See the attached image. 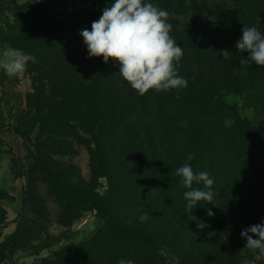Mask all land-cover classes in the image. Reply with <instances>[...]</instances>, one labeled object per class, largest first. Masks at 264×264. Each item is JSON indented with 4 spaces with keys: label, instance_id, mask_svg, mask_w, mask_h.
I'll list each match as a JSON object with an SVG mask.
<instances>
[{
    "label": "trees",
    "instance_id": "1",
    "mask_svg": "<svg viewBox=\"0 0 264 264\" xmlns=\"http://www.w3.org/2000/svg\"><path fill=\"white\" fill-rule=\"evenodd\" d=\"M255 1L252 9L264 6V0L249 4ZM82 2L88 16L111 7L115 0ZM15 4L43 12L48 28L80 21L50 15V4L16 0ZM247 56L228 58L219 62V68L199 64L196 70L202 82L188 78L183 89H150L143 96L131 89L122 104L109 103L75 116L100 127L91 149V167L98 178L108 181L104 193L63 187L62 211L74 220L93 209L105 224L82 246L40 264H117L120 259L168 264L166 249L184 264L204 259L234 264V256L247 243L242 230L264 222V81L257 83L264 79V66L249 62L241 67ZM232 93L247 94L256 120L242 118L225 100ZM16 132L24 141L31 139L30 132ZM182 165H190L194 172L207 171L215 181L212 203L199 202L191 213L207 225L203 229L185 212L183 193L188 189L176 176ZM208 209L214 216L207 215ZM226 250L233 259L219 260Z\"/></svg>",
    "mask_w": 264,
    "mask_h": 264
},
{
    "label": "rangeland",
    "instance_id": "2",
    "mask_svg": "<svg viewBox=\"0 0 264 264\" xmlns=\"http://www.w3.org/2000/svg\"><path fill=\"white\" fill-rule=\"evenodd\" d=\"M25 2L36 6L40 1ZM144 2L169 13V35L183 49L178 75L193 82L201 81L199 64L219 68V62L226 61L221 50L230 52V59L249 55L236 49L244 25L264 33V6L252 9L257 1L252 5L249 0ZM102 12L87 16L82 0H55L50 15L80 21L48 28L43 12L21 7L15 0H0V60L5 59V51L20 49L38 61L29 62L23 73L11 78L0 67V264L54 259L82 246L105 224L93 209L74 220L62 211L63 187L104 193L108 181L98 178L91 167V149L100 127L75 116L109 103L122 104L132 89L119 74V62L88 57L80 33L90 31ZM225 100L242 118L257 119L247 94H227ZM16 129L30 132L31 139L21 138V143ZM231 254L226 250L218 259H233ZM255 255L243 248L234 256V264H264V258L256 260ZM165 256L168 264H184L172 250L166 249ZM214 262L204 259L199 264Z\"/></svg>",
    "mask_w": 264,
    "mask_h": 264
},
{
    "label": "clouds",
    "instance_id": "3",
    "mask_svg": "<svg viewBox=\"0 0 264 264\" xmlns=\"http://www.w3.org/2000/svg\"><path fill=\"white\" fill-rule=\"evenodd\" d=\"M168 19L166 10L144 0H115L110 8L103 10L98 21L92 22L91 30L84 29L80 35L87 47L88 57H103L104 63L110 59L119 62V74L139 95L143 96L150 89L157 92L179 90L187 87L188 81L178 75L183 49L169 35L172 24ZM236 49L249 53L246 59H241V67L249 62L264 66V33L258 27L244 25ZM221 53L224 59L231 54L227 50H221ZM3 56L5 59L0 60V67L9 78L23 73L29 62H38L34 55L20 49L5 51ZM176 176L188 189L183 193L188 219L196 220L197 227L203 229L207 225L191 213L199 202L212 203L216 196L214 178L207 171L194 172L190 165L178 167ZM194 183L203 187L194 188ZM207 215L211 217L214 213L208 209ZM241 236L247 241L245 248L256 253V260L264 258V222L245 228ZM117 264L135 262L120 259Z\"/></svg>",
    "mask_w": 264,
    "mask_h": 264
},
{
    "label": "crops",
    "instance_id": "4",
    "mask_svg": "<svg viewBox=\"0 0 264 264\" xmlns=\"http://www.w3.org/2000/svg\"><path fill=\"white\" fill-rule=\"evenodd\" d=\"M27 1V0H25ZM25 1H22V3H25ZM40 2L39 3H43V4H50L51 5V8H52V4L53 2H55V0H39ZM22 137L20 136V140L22 141L21 143H23V138L21 139Z\"/></svg>",
    "mask_w": 264,
    "mask_h": 264
},
{
    "label": "built area",
    "instance_id": "5",
    "mask_svg": "<svg viewBox=\"0 0 264 264\" xmlns=\"http://www.w3.org/2000/svg\"><path fill=\"white\" fill-rule=\"evenodd\" d=\"M91 6V5H90Z\"/></svg>",
    "mask_w": 264,
    "mask_h": 264
}]
</instances>
